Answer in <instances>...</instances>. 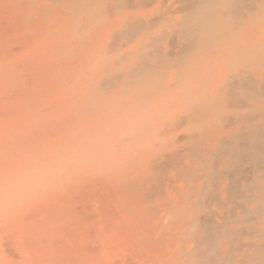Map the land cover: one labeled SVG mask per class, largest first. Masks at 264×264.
<instances>
[{
  "label": "rangeland",
  "instance_id": "rangeland-1",
  "mask_svg": "<svg viewBox=\"0 0 264 264\" xmlns=\"http://www.w3.org/2000/svg\"><path fill=\"white\" fill-rule=\"evenodd\" d=\"M184 1L0 0V264H227L230 229L263 243V204L242 227L230 211L264 186L234 144L264 124V0H207L195 42Z\"/></svg>",
  "mask_w": 264,
  "mask_h": 264
},
{
  "label": "bare ground",
  "instance_id": "bare-ground-1",
  "mask_svg": "<svg viewBox=\"0 0 264 264\" xmlns=\"http://www.w3.org/2000/svg\"><path fill=\"white\" fill-rule=\"evenodd\" d=\"M208 1H212L213 2V0H208ZM208 1L207 0H198V1H196L195 0V2H194V0L193 1H191V0H185L184 1V3H183V7H182V10L184 11V9H185V11H184V14H185V16L183 17V18H185L184 19V22H182L181 20V22L183 23V24H181L182 26H180V27H185V28H183L182 30H184L182 33H185L186 32V34H187V36L189 37V39L190 38H192L191 40L193 41V42H195V40L196 39H194L196 36H197V34H196V32L197 31H199V33H200V36H201V40H205L204 38H203V36L205 37V38H208V36H212L211 34L209 35V33H211L212 31H210V27H209V25L211 24V19L210 18H213L214 16H212L211 17V15H210V18H209V12H210V14H212L211 13V11L210 10H212V8H211V6L212 7H214L213 5H212V3H208ZM224 1H226V3L227 2H229L228 4H226L227 5V7H229V6H231V4H232V1H234V0H224ZM223 0H222V2H224ZM244 1V0H243ZM183 2V1H182ZM231 2V3H230ZM239 2H240V0H239ZM238 2V3H239ZM181 3V2H180ZM215 3V2H214ZM245 3V2H244ZM247 3V2H246ZM250 2H248V4H249ZM185 4V5H184ZM253 4V3H252ZM181 5H182V3H181ZM225 5V4H224ZM254 5V4H253ZM185 6V7H184ZM198 6H200V7H202V11H203V9H204V11L203 12H201L200 11V7L198 8ZM235 7H236V9H237V6L236 5H234ZM262 6H264V5H262ZM225 8H226V6H224ZM246 7V6H245ZM253 7V6H252ZM251 7V8H252ZM219 8H220V10H221V7L219 6ZM232 8H234L233 7V5H232ZM232 8H230V9H232ZM248 8V7H247ZM208 9H209V11H208ZM214 9V8H213ZM228 9V8H227ZM244 9H246V8H244ZM254 9V8H253ZM218 10V9H217ZM233 10V9H232ZM241 10H243V8L241 9ZM250 10V9H249ZM252 10V9H251ZM250 10V11H251ZM223 11V10H222ZM235 11V10H234ZM261 11V10H260ZM228 12V11H227ZM253 12H254V10H253ZM262 12V11H261ZM215 13V12H214ZM223 13V15L225 16V17H227L225 14H224V11L222 12ZM248 13H250V12H248ZM263 13V12H262ZM236 14V13H235ZM251 14H252V11H251ZM213 15V14H212ZM229 15V14H228ZM238 15V14H237ZM242 16V15H241ZM241 16H240V19H242L241 18ZM244 16V15H243ZM225 17H223V19L225 18ZM233 18H234V12H233V16H232ZM232 17H231V19H232ZM236 18V17H235ZM198 19H201V20H198ZM229 18H227V20H228ZM230 19V20H231ZM254 19H255V17H254ZM253 19V20H254ZM221 20H222V18H221ZM246 20V19H245ZM194 21H196V22H194ZM217 21H219V20H216V22L214 23V25L212 24V25H210V26H215L218 22ZM236 21V20H235ZM226 22V21H225ZM225 22H223L224 23V25H230L229 23L230 22H228L227 24H225ZM237 22V21H236ZM254 22V21H253ZM176 23V22H175ZM221 23H222V21H221ZM220 23V24H221ZM180 25V24H179ZM185 25V26H184ZM238 25H239V23H238ZM178 26V25H177ZM232 26V25H231ZM179 27V26H178ZM216 28V27H215ZM224 28V27H223ZM226 28H228V27H226ZM182 30H180V31H182ZM197 30V31H196ZM212 30V29H211ZM220 30V29H219ZM236 30V29H235ZM196 31V32H195ZM201 31V32H200ZM203 32V33H202ZM222 32V31H221ZM221 32H219V33H221ZM238 32H239V30H238ZM198 33V34H199ZM202 33V34H201ZM213 33V32H212ZM217 33V32H216ZM225 34V33H224ZM228 35V34H227ZM180 36H184V34L182 35H180ZM200 36H198V37H200ZM219 36V35H218ZM197 37V38H198ZM217 37V36H216ZM224 37V36H223ZM175 38V37H174ZM225 38V37H224ZM227 38V37H226ZM225 38V39H226ZM229 38V37H228ZM240 38H241V36H240ZM185 39V38H184ZM200 39V38H199ZM232 39V38H231ZM186 40H187V38H186ZM219 40V39H218ZM220 40H221V38H220ZM192 41L190 42L191 44H192ZM208 41V40H207ZM206 41V42H207ZM213 41V40H212ZM223 41H224V39L222 40V44H224L223 43ZM227 41V40H226ZM229 41V40H228ZM227 41V42H228ZM219 42V41H218ZM230 42V41H229ZM220 43V42H219ZM195 44V43H194ZM194 44H192V46H191V49H189V52L192 50V48L194 47ZM197 44H199V43H197ZM197 44H195V46L197 45ZM215 44V43H214ZM219 45H221V44H219ZM226 45V44H225ZM182 46H185V51H186V49H188V48H186L187 46L186 45H182ZM189 46H190V44H189ZM201 46V45H200ZM204 46V45H203ZM180 48V47H179ZM217 48V47H216ZM225 49H226V46L224 47ZM146 48H144V50H145ZM194 49V48H193ZM199 49H201V48H199ZM206 49H208V48H206ZM205 49V50H206ZM219 49V48H218ZM222 49V51H223V48H221ZM221 49H220V51H221ZM181 51H183V47H181V49H180ZM214 51H215V48L213 49ZM213 50H212V53H214L213 52ZM240 50V49H239ZM250 50V49H249ZM256 50V49H255ZM203 51V50H202ZM201 51V52H202ZM208 51V50H207ZM242 51V50H241ZM144 52V51H143ZM180 52V51H179ZM195 52V51H194ZM193 52V50H192V54L194 53ZM200 52V51H199ZM201 52H200V54H201ZM206 51H204L203 53H205ZM244 52V51H243ZM187 53V52H186ZM202 53V54H203ZM211 53V52H210ZM239 53V52H238ZM247 53V52H246ZM139 54V53H138ZM142 54V53H141ZM178 54H180V53H178ZM181 54H182V52H181ZM183 54H185V53H183ZM195 54V53H194ZM200 54H196L195 56H197V55H200ZM203 55H208V52H207V54H203ZM248 55V54H247ZM185 56H186V54H185ZM206 56H204V57H206ZM261 56V55H260ZM200 57V56H199ZM230 57H234V54L233 55H230ZM144 58V57H143ZM176 58V57H175ZM179 59H180V57H178ZM177 58V59H178ZM183 58V57H182ZM203 58V57H202ZM254 59V58H253ZM262 59V58H261ZM231 60V59H230ZM179 61H181V60H179ZM179 61H177V62H179ZM186 61V60H185ZM182 63H183V61H181ZM189 62H190V59H189ZM234 62V61H233ZM250 62H252V61H250ZM172 63V62H171ZM232 63V62H231ZM262 63V62H261ZM186 64V63H185ZM227 64V63H226ZM257 64V63H256ZM179 66V65H178ZM236 66V65H235ZM250 66V65H249ZM185 67H186V65H185ZM188 67V66H187ZM248 68V67H247ZM243 69V68H242ZM242 69H239V71L240 70H242ZM246 69V68H245ZM248 70V69H247ZM238 71V72H239ZM243 71V70H242ZM246 72V71H245ZM239 73H241V72H239ZM238 73V74H239ZM248 74V73H247ZM246 74V75H247ZM242 75V74H241ZM243 76V75H242ZM250 82V81H249ZM249 82H248V84H249ZM254 83L256 84V83H258L259 84V86H260V89H262L263 91H264V89H263V87H264V85L262 84V83H259V82H257V81H254ZM263 83H264V81H263ZM261 84H262V87H261ZM253 85L254 84H252L251 85V83H250V86L253 88ZM255 86V85H254ZM258 85H256V87H259ZM259 89V88H258ZM255 91V90H254ZM257 92V91H256ZM229 94V93H228ZM262 94V93H261ZM262 95H258V97L261 99V101H262V99H264V98H262L261 97ZM264 96V95H263ZM254 97H255V95H254ZM215 100V99H214ZM231 100V99H230ZM258 100V99H257ZM228 101V100H227ZM226 101V102H227ZM264 101V100H263ZM262 101V102H263ZM225 102V103H226ZM224 103V102H223ZM259 103H260V100H259ZM229 104V103H228ZM224 105V104H223ZM227 105V104H226ZM225 105V106H226ZM213 106H214V104H213ZM215 107H216V105H215ZM250 107V106H249ZM219 108V107H218ZM251 109V108H250ZM249 110V109H248ZM255 110H257V107H255ZM262 110V109H261ZM264 111V110H263ZM259 112H258V116H259ZM244 116V115H243ZM255 116H257V115H255ZM261 116H263V115H261ZM261 118V117H260ZM245 119V118H244ZM257 119L258 118H256V123H254V125H253V123H252V129H250V130H252V132L253 133H251V136H249V137H247V136H242V138H241V136L239 137L238 135H236L237 137H235V141H234V144L235 145H237V147H238V145H239V143H240V150H241V152L240 151H238V153L240 152V154H241V156H239V154L238 153H236L235 151H234V153H236V155H237V157H236V159H237V161L239 160L238 159V156H239V158H240V160L242 159V161L244 160L245 161V158L248 160V158L249 157H253V159H254V161H256L255 162V164H257V162H258V164H257V167H258V165L260 164V166H262V165H264V164H261L262 163V160H263V158H262V156L264 155V143L262 142V139H263V137H264V129L263 128H261V127H264L263 125H262V122H261V124H258L257 123ZM233 120V119H232ZM238 120V119H237ZM239 121V120H238ZM252 121H254V120H252ZM229 122V121H228ZM248 122V121H247ZM255 122V121H254ZM230 123V122H229ZM228 123V124H229ZM224 124V123H223ZM227 124V125H228ZM226 125V124H225ZM224 125V126H225ZM230 125V124H229ZM251 125V124H250ZM262 125V126H261ZM240 126V125H239ZM261 126V127H260ZM250 128V127H249ZM244 130V129H243ZM239 132V131H238ZM237 133V132H236ZM242 133H244V132H242ZM246 133V132H245ZM223 137V136H222ZM223 139V138H222ZM233 140V139H232ZM222 141V140H221ZM226 142H227V140H226ZM236 142H237V144H236ZM225 143V142H224ZM227 144V143H226ZM219 146V145H218ZM216 147V146H215ZM220 147V146H219ZM232 147V146H231ZM236 147V148H237ZM239 148V147H238ZM235 149V148H234ZM217 150V149H216ZM222 151V150H221ZM221 151H220V153H221ZM219 153V152H218ZM225 153V152H224ZM210 154V155H209ZM244 155V159L242 158V156ZM211 156H214L213 155V153L211 154V153H208L207 151H206V148H204V149H201V151L196 155V156H194L195 158L194 159H196V161H198V163L201 165V168L202 169H206V162L205 161H207V160H209V158H211ZM217 156V155H216ZM221 156H225V155H221ZM247 156H248V158H247ZM215 158V157H214ZM229 158H231L232 159V156L231 157H229ZM232 160H234L235 161V157H234V159H232ZM249 160H250V158H249ZM210 161H212V159L210 160ZM215 161V160H214ZM233 161V162H234ZM261 161V162H260ZM205 162V163H204ZM239 162H241V161H238V163ZM251 162V161H250ZM263 162H264V160H263ZM215 163V162H214ZM235 163V162H234ZM234 163H232V164H234ZM237 163V162H236ZM211 164H212V162H211ZM211 164H210V167H211ZM254 164V163H253ZM254 164V165H255ZM230 166H231V164H230ZM234 166V165H233ZM256 166V165H255ZM263 167V166H262ZM214 169V168H213ZM245 169V168H244ZM211 170V169H210ZM210 170H208V171H210ZM236 170H238L237 168H235V171ZM246 170V169H245ZM254 170V169H253ZM234 171V172H235ZM211 172V171H210ZM213 172V171H212ZM211 172V173H212ZM218 172V171H217ZM220 173V172H219ZM247 173V172H246ZM257 173V172H256ZM222 173H220V175H221ZM237 174V173H236ZM242 174V173H241ZM240 174V175H241ZM240 175H239V178H240ZM222 176V175H221ZM202 178H203V182L205 183V182H207L208 183V181L211 179L212 180V175H209V172H207V171H205V173H203V176H202ZM214 178V177H213ZM216 178H217V174H216ZM242 178V177H241ZM247 178V177H246ZM263 178H264V176H263ZM218 179H219V177H218ZM260 179V178H259ZM261 179H262V177H261ZM257 180H258V176H257ZM213 181V180H212ZM215 181V180H214ZM242 181V180H241ZM245 181V180H244ZM243 181V182H244ZM259 181V180H258ZM262 181H264L263 179H262ZM246 182V181H245ZM255 183V182H254ZM253 183V184H254ZM246 184V183H245ZM252 184V185H253ZM257 184V183H256ZM256 184H255V187L254 188H251V185H247V186H243L242 187V190H241V195L240 194H238V195H240L239 197H238V199L240 198V199H242V202L240 203V204H238V209H239V211H236V210H234V211H230V213L232 212V217L230 216V213H228V214H226V215H224V217H223V219H221V222H220V220H219V222L217 223V228L218 229H224V225L222 226V224L224 223H227V221H228V217L230 216V218H233V217H235V219H234V221H231V224H233V225H241V227H242V225L244 224L245 225V223H246V219L244 218V215L247 213V211L249 210L248 209V207L246 206V205H244L243 206V203L244 202H250V201H252V202H250V204L251 203H254V204H256V202H259L260 204H263V207H262V209L260 208L261 206H259V208L257 207L256 209H257V211L259 212V214H260V216H258V218L256 219V220H254L253 219V222L255 223V221H256V223L259 225V226H261L262 228H264V186H261V187H258V185L256 186ZM206 185V184H205ZM201 188H202V190H203V184H201V186L200 187H198V189H197V192L199 191V190H201ZM191 189V188H190ZM224 189H222V191H223ZM253 191V193L254 194H252V192H250L252 195H249V194H247V191ZM255 190H256V192H255ZM237 191H238V189H237ZM248 191V192H249ZM200 192V191H199ZM198 195L199 194H197V196H195L194 197V202L196 201L197 202V198H198ZM190 196V195H189ZM199 196H201V194L199 195ZM191 197H192V195H191ZM237 197V196H236ZM236 197H235V199H236ZM200 198V197H199ZM228 199V198H227ZM234 199V200H235ZM241 201V200H240ZM198 202H199V200H198ZM230 202L228 201L227 202V204H229ZM198 204H200V202L198 203ZM197 204V205H198ZM231 204L232 203H230V205H226L227 207L229 206V208L230 207H232V206H234V204L231 206ZM191 207V206H190ZM235 207V206H234ZM250 208V207H249ZM196 209H198V208H196ZM241 209V210H240ZM251 209V208H250ZM259 209H261V210H259ZM199 210V209H198ZM231 210V209H230ZM228 211H229V209H228ZM236 211V212H235ZM201 212V211H200ZM235 212V213H234ZM235 214V215H234ZM198 215V214H197ZM196 215V216H197ZM221 215V214H220ZM213 216V215H212ZM215 216V215H214ZM222 216V215H221ZM195 217V216H194ZM248 217H249V215H248ZM250 218V217H249ZM248 218V222H250L251 221V219H249ZM227 219V221H225ZM192 220V219H191ZM250 220V221H249ZM193 221V220H192ZM217 221V220H216ZM196 221L194 220L192 223H194V224H196L195 223ZM230 222V221H229ZM247 222V223H248ZM192 223H191V228H194V227H192L193 225H192ZM215 224V223H214ZM228 224V223H227ZM226 225V224H225ZM243 225V226H244ZM198 226V225H197ZM249 226V225H248ZM250 226H251V222H250ZM198 228V227H197ZM225 228H226V226H225ZM227 229V228H226ZM243 229H244V227H243ZM251 229V228H250ZM249 229V230H250ZM228 230V229H227ZM241 230V229H240ZM202 231H203V229H202ZM208 231V230H207ZM224 231H226L225 229L223 230V233H224ZM239 231V230H238ZM229 232V236H231V241L229 242V245H227L226 243H224V241L222 242V240H221V243H224L226 246H229L230 247V245H236L237 247H238V252L237 253H235V254H233V257L231 258V256H228V254H229V252H230V249H228V251L229 252H225L226 254H227V256H228V258L229 259H225V260H227L226 261V263L227 264H264V241H263V243L261 244V243H256V244H252V243H246V242H243V241H241L240 239H241V236H243V235H245L244 233L242 234H240L239 232H237L236 230H234V231H232L231 229L228 231ZM195 233V232H194ZM212 233H214V232H212ZM221 231L219 232V234L218 235H216V241L218 240V242H219V240L221 239V238H226L227 236H225V234H223ZM227 233V232H226ZM260 233V230L258 229V228H255L254 229V237L256 238L257 237V234H259ZM215 234V233H214ZM227 235V234H226ZM248 235V234H247ZM253 235H252V237H253ZM211 236V235H210ZM214 236L215 235H213L211 238H214ZM228 236V237H229ZM246 236V235H245ZM262 236H263V240H264V232L262 233ZM249 237V236H248ZM253 237V238H254ZM258 237H260V235H258ZM203 238V237H202ZM213 240V239H212ZM257 240V239H256ZM211 242V241H210ZM205 243V242H204ZM213 243H214V241H213ZM198 244H199V242H198ZM218 244H220V243H217V245ZM224 244H221V247L223 248V246H224ZM202 246H203V243H202ZM210 246H212V245H209V248L208 249H210ZM214 247H215V245L213 246V248L212 249H214ZM219 247H220V245H219ZM245 247H247V248H249L250 250H245ZM222 248H220L221 249V251H222ZM232 248H233V246H231V251H232ZM198 249H199V247H198ZM204 249V248H203ZM211 249V250H212ZM217 249H219L218 248V246H217ZM219 249V250H220ZM234 249H235V247H234ZM200 250V249H199ZM224 250V249H223ZM214 250H212V252H213ZM249 251H252V253L253 254H250V252ZM209 252V251H208ZM211 253V252H210ZM215 253H217L216 251H214V254H212L213 256L215 255ZM225 253H219L220 254V256H223V255H221V254H225ZM193 254V253H192ZM219 254H217L216 256H219ZM211 256V255H210ZM218 257L217 259H220L221 257ZM198 258V257H197ZM216 257L214 256V259H215ZM212 259V258H211ZM204 260V259H203ZM203 260H201V261H203ZM206 260V259H205ZM224 260V256H223V258H222V260H219V262H223V261H225ZM215 261H217V263H218V260H215ZM214 261V262H215ZM212 263V262H211ZM216 263V262H215ZM220 264V263H219ZM222 264V263H221ZM224 264V263H223Z\"/></svg>",
  "mask_w": 264,
  "mask_h": 264
}]
</instances>
